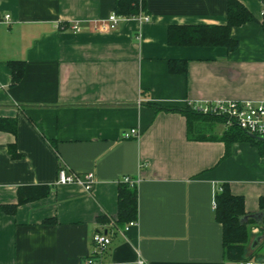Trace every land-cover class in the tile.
Instances as JSON below:
<instances>
[{
  "label": "crops",
  "instance_id": "obj_1",
  "mask_svg": "<svg viewBox=\"0 0 264 264\" xmlns=\"http://www.w3.org/2000/svg\"><path fill=\"white\" fill-rule=\"evenodd\" d=\"M114 1L0 0V122L16 123L15 133L0 129V206L18 204L21 186L48 187L14 213L0 209V264H240L224 255L215 193L228 183L244 197L257 221L248 254L258 251L264 153L248 141L192 138L180 110L157 107L264 102L260 2L240 0L256 21L232 28L239 46L229 51L167 42L171 24L226 23L227 0H144L148 22L126 18L108 30ZM73 22L84 30L73 32ZM10 60L26 62L17 83ZM171 60H186L187 72L172 73ZM196 120L205 136L228 127ZM131 129L137 134L125 137ZM61 168L94 172L92 191L58 184ZM124 176L138 188V217L127 229L130 222L114 224ZM100 232L111 238L102 252Z\"/></svg>",
  "mask_w": 264,
  "mask_h": 264
},
{
  "label": "trees",
  "instance_id": "obj_2",
  "mask_svg": "<svg viewBox=\"0 0 264 264\" xmlns=\"http://www.w3.org/2000/svg\"><path fill=\"white\" fill-rule=\"evenodd\" d=\"M114 10L116 14L133 17L146 10L144 0H115ZM256 21L251 10L240 0H227V20L224 24H171L167 29V42L175 46H222L229 51L238 48L239 42L232 37L231 30L236 26ZM264 28V22H261ZM8 66L12 73V83H17L24 75L26 62L22 60H10ZM170 71L176 74L187 72L186 60H171ZM159 109L180 110L188 121V135L200 139H220L226 142L227 147L237 141H248L256 145L260 152L264 153V141L259 136L240 129L237 125H229L220 137L216 135L205 136L203 125L196 123V119L205 121L211 119L217 122H226L219 116H209L199 113L191 107L179 109L177 107L159 106ZM0 129L16 132L14 120L0 122ZM15 146L11 147L14 152ZM15 157L19 156L13 154ZM48 193L45 185L21 186L18 189V204H24L31 200L41 198ZM0 206L9 213H14L17 205ZM215 219L222 225V238L224 255L231 260L244 262L252 259L264 260V254L257 248L248 254V245L251 239V226L256 224L253 214H247L244 197L232 192L228 183H222L215 193ZM138 217V188L137 185L121 181L118 191V212L114 218L116 228H122ZM263 245V244H262Z\"/></svg>",
  "mask_w": 264,
  "mask_h": 264
},
{
  "label": "built area",
  "instance_id": "obj_3",
  "mask_svg": "<svg viewBox=\"0 0 264 264\" xmlns=\"http://www.w3.org/2000/svg\"><path fill=\"white\" fill-rule=\"evenodd\" d=\"M260 2V16L261 21L264 22V0H259ZM10 15H5L4 20H8ZM126 18H135L140 23L148 22L150 20V16L144 13H140L133 17H126L118 14L112 15L109 19L103 21V25L106 29H116L119 22ZM70 28L73 32H81L84 30L83 25L80 22H73L70 24ZM192 109L195 111L202 113L204 115L210 116H219L226 120L227 125H237L240 129L245 132L264 137V102L254 103L252 101H215V102H207V103H191ZM137 134L135 129H131L130 131L125 132V137H132ZM121 181L130 183L131 185L137 184L136 180H133L129 176H124ZM58 184H66V183H78L80 184L86 191H92L95 183H96V175L94 172H86L82 177L77 175L76 173L68 174L63 168L59 170ZM215 207V201H214ZM135 222H130L128 226L133 225ZM94 243L96 244L99 251H104L108 245L111 243V238L107 233H96L94 235ZM86 264H98L99 261L95 258H88L85 262ZM139 264H142L143 261H139ZM240 264H264V260H248L241 262Z\"/></svg>",
  "mask_w": 264,
  "mask_h": 264
},
{
  "label": "water",
  "instance_id": "obj_4",
  "mask_svg": "<svg viewBox=\"0 0 264 264\" xmlns=\"http://www.w3.org/2000/svg\"><path fill=\"white\" fill-rule=\"evenodd\" d=\"M252 135V134H251ZM252 136H255V135H252ZM260 140L264 141V137H258ZM260 240H261V236L257 235L254 240H253V243L251 245V249H255L256 246L260 243Z\"/></svg>",
  "mask_w": 264,
  "mask_h": 264
},
{
  "label": "rangeland",
  "instance_id": "obj_5",
  "mask_svg": "<svg viewBox=\"0 0 264 264\" xmlns=\"http://www.w3.org/2000/svg\"><path fill=\"white\" fill-rule=\"evenodd\" d=\"M227 126H229V125H227ZM258 252H261V254H264V243H263V245L261 246V248H260V250Z\"/></svg>",
  "mask_w": 264,
  "mask_h": 264
}]
</instances>
